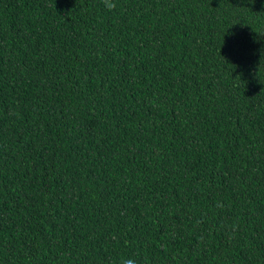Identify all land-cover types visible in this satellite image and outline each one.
Returning <instances> with one entry per match:
<instances>
[{
	"label": "trees",
	"instance_id": "obj_1",
	"mask_svg": "<svg viewBox=\"0 0 264 264\" xmlns=\"http://www.w3.org/2000/svg\"><path fill=\"white\" fill-rule=\"evenodd\" d=\"M0 0V264H264V0Z\"/></svg>",
	"mask_w": 264,
	"mask_h": 264
},
{
	"label": "clouds",
	"instance_id": "obj_2",
	"mask_svg": "<svg viewBox=\"0 0 264 264\" xmlns=\"http://www.w3.org/2000/svg\"><path fill=\"white\" fill-rule=\"evenodd\" d=\"M104 7L112 11L116 8L115 0H102ZM121 264H137L136 260L133 258H126L121 261Z\"/></svg>",
	"mask_w": 264,
	"mask_h": 264
}]
</instances>
